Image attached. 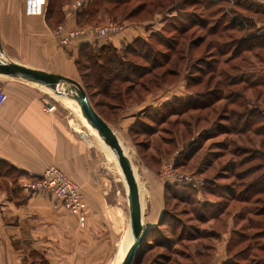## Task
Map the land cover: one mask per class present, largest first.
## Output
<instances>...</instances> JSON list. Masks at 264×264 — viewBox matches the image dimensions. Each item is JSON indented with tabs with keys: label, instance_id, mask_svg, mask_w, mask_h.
<instances>
[{
	"label": "rangeland",
	"instance_id": "1",
	"mask_svg": "<svg viewBox=\"0 0 264 264\" xmlns=\"http://www.w3.org/2000/svg\"><path fill=\"white\" fill-rule=\"evenodd\" d=\"M51 1L57 12L59 9L64 11V7L68 5L70 12L76 14L74 25L68 31L117 25L119 29L116 34L123 29L126 22H147L157 13H165L172 5H181L175 16L168 17L164 14L160 18V29L145 37L139 35L118 46L120 56L148 67L144 71L147 75L140 82H145V87L149 84L147 88H158L155 100L160 99V90H164L160 96L161 99L166 98L165 102L158 110L149 111L151 119H146L160 121L163 118L165 125L157 123L154 131L159 132L153 138L155 145L161 148L158 149L161 157L151 153L144 154L142 147L135 144V148L131 145L133 141L128 134L119 129L121 121L116 123L125 112L121 109L126 110L131 105V100H138L144 89L126 92L128 84H120L114 92L118 99L114 101L113 97L99 93L92 86L93 81L84 58L82 60L85 65L78 67L77 78L90 86L93 106H96L95 109L103 117L114 121L113 126L119 129L118 132L130 150L132 163L138 169L136 173L141 187L140 196L142 190L147 192L145 185L149 180L144 170L148 167L152 170L158 169L160 180H165L174 192L186 200L168 197L167 206L176 215V232H172L173 224L163 225L162 234L156 236L158 243L152 244L151 248L142 244L135 264H204L210 259L209 246L213 240L205 234L209 231L210 236L209 224L203 223L204 220L199 218L210 217L212 212L224 207L226 212L224 215L222 213L223 217L216 224L217 227L237 228L230 240L233 245L231 248L234 249L232 264L264 262V233L258 234L259 229L264 228V215L259 214V209L264 207V193L253 195L246 202L233 199L234 190L239 183L249 182L263 170L261 168L256 172L251 171L243 179L237 176L245 169L264 161L261 157L264 153V46L245 50L238 45L249 32L259 27L264 30V0H196L195 4L193 0L187 3L184 0H102L93 12L84 13L82 16H79V12L88 6L74 10V0ZM243 18L245 21L242 28V23H239ZM211 27H214L215 32L210 31ZM186 28V32L182 33ZM70 54L73 56L72 52ZM143 56L149 57L151 61H146ZM1 83L9 88L19 86L27 92L39 91L42 94L44 110L57 113L63 125H68L85 143L87 141L93 146L92 149L100 158L103 172L107 175L105 180L109 197L120 207L122 249L125 226L130 225L128 185L118 164L95 141V135L86 126L82 112L72 103H66L62 98L35 85V82L0 76V86L8 92ZM119 90L125 92L124 96H120ZM177 94L179 95L176 96ZM112 102L123 106L118 111L113 110ZM47 103L55 105V108L49 110ZM235 113H246L245 120L253 125L244 134L226 130L230 125H241L245 121L244 118L237 120ZM137 124L136 127L139 126ZM141 138L146 140L149 137L145 135ZM2 166L0 173L9 171L4 164ZM171 170L192 175L199 183L197 186L190 185L187 189L189 185L186 183L167 181L164 173ZM0 180V184L9 190L20 187L19 181L13 176L0 175ZM80 187L83 191L81 184ZM199 192L201 193L197 195ZM144 196L146 199L147 193ZM78 218L84 226L85 218ZM229 218L232 223L227 225ZM182 224L185 230L181 236ZM147 241L152 243L151 240ZM220 247L221 243L217 251L219 257ZM143 251L145 252L142 253ZM122 252L123 249L119 252V257ZM116 261L111 262L116 264Z\"/></svg>",
	"mask_w": 264,
	"mask_h": 264
},
{
	"label": "crops",
	"instance_id": "2",
	"mask_svg": "<svg viewBox=\"0 0 264 264\" xmlns=\"http://www.w3.org/2000/svg\"><path fill=\"white\" fill-rule=\"evenodd\" d=\"M177 11L172 5L165 13H157L147 22H126L117 34L104 37L83 35L72 39L66 45L61 42L56 29L59 24L64 23L66 32L74 25L76 14L70 12L68 5L64 7L62 22L51 24L47 20V4L40 12H34L25 7V0H0V58L61 74L80 82L77 78L79 70L75 56L78 55L82 43H111L118 47L139 35L145 37L160 29V18L164 14L173 17ZM127 25L129 26L126 27ZM3 86L9 97L0 109V159L29 174H40L50 165L60 167L82 186L86 201V222L82 226L78 220L80 216L72 214L53 196L29 194L23 189L9 190L0 184V264H112L123 249L119 260L115 262L121 264V259L133 241V233L131 225L127 224L121 249L120 207L109 197L105 180L107 175L103 172L100 158L92 149L93 146L87 141L85 143L68 125H63L57 113L44 110L42 94L39 91L27 92L19 86ZM156 89L158 88L146 90L138 100H131V105L126 110L120 108L123 106L120 103L111 104L113 110L125 111L116 123L121 121L119 129L128 134L133 141L131 145L142 147L144 154L151 153L161 157L162 154L158 151L160 147L153 142L154 135L159 130L154 131V128L158 122L160 125L165 124L163 118L160 121H149L151 118L148 115L149 111L158 110L166 99H161L160 95L164 92L161 89L158 95L160 99L155 100V93L158 92ZM171 89L172 87L169 91ZM131 91L135 92V88ZM105 94L113 97L114 101L118 99L113 90ZM147 118L149 119L146 120ZM104 119L115 131L119 141H123L124 144L121 145L124 146L125 140L118 132L119 129L113 126L114 121L105 117ZM145 135L149 137L146 140L141 138ZM127 151L130 154L128 148ZM146 168L144 173L149 180L145 185L147 198L140 196V201L143 222L154 234L164 227V224L160 225V220L167 208L166 181L162 178L160 180L158 169ZM225 212L224 209H217L203 221L210 226V236L206 237L213 240L209 246L210 259L204 264H224L233 257L234 249L231 248L233 245L230 240L237 228L217 227L216 224ZM229 222L232 223V219H228L227 225ZM220 243L219 257L217 251Z\"/></svg>",
	"mask_w": 264,
	"mask_h": 264
},
{
	"label": "trees",
	"instance_id": "3",
	"mask_svg": "<svg viewBox=\"0 0 264 264\" xmlns=\"http://www.w3.org/2000/svg\"><path fill=\"white\" fill-rule=\"evenodd\" d=\"M100 1H102V0H89L87 2V4L85 5L86 7L87 6L88 7L86 9H83L82 11H80L79 16L80 15L82 16V14H84V13L93 12L94 11L93 9H95V7L98 6L97 4ZM113 1L123 2V0H113ZM189 1L190 0H184L185 3L189 2ZM193 1H192L193 4H195L196 0H193ZM47 5H48V12H47L48 22H50L51 24H53V22H56V23L62 22V18H63L62 9H59V11L57 12L55 10L56 8H55V6L51 0H48ZM174 6L178 10L181 5L177 4ZM244 21H245V19L243 18L242 22L239 23V24L242 23L241 24L242 28L244 27V24H243ZM186 30H187V28L181 32L184 33V32H186ZM213 30H214V27H211L210 31L212 32ZM258 30H260V27L254 31L249 32L250 34L248 33L245 36H243L241 41H239L238 45L245 50L251 49L254 47L264 46V30H260V32ZM213 32H215V31H213ZM82 58H84L85 62H87V64H88L87 68L89 69V72H90V78H92V81H93V82H91V84H92V86H94V88L99 93L105 94V92L108 93L109 90H113L115 92L116 91L115 89H118L120 84H125V83L128 84L126 92H130L133 87L135 88V92L137 91V89L138 90L144 89V92L146 90L151 89V88H147V87H149L148 86L149 84H147V85L145 84L146 85V87H145L144 86L145 82L144 83L140 82L141 79L143 80L144 77L147 75L146 72H144V71H146V69L148 67L143 65V64L132 62V61L126 59L125 57L120 56V49H118L117 46H115L111 43H109V44H95V43H90V42L82 43L79 47V53H78V56L76 58L77 67H79L80 65H85V62H84V60H82ZM143 58L147 59L146 61L150 60L149 57L143 56ZM163 76H161L162 79H163ZM84 86H85V89H86L88 95L90 96V98H92V96L90 94V91H91L89 88L90 86L88 84H84ZM119 91H120V96L121 95L124 96L125 92H123L122 90H119ZM144 92H143V94H144ZM140 94H142V93H140ZM100 114H101V112H100ZM235 115L238 118L237 120H242V118H244V120H245L246 113H244V115H241V113H238V114L235 113ZM248 122H249L248 120H245L241 125H230L226 128V130H228V132H235V133H239V134H244V133H246V131H248L250 129L251 126H253V125L248 124ZM235 124H236V122H235ZM255 132H257L259 134L262 133L259 130H255ZM237 151H238V149H237ZM259 157H260V155H259ZM261 157H263V159H264V153L261 154ZM180 161H178V162H180ZM3 164L6 167H8L9 171H11L12 173H10L8 170L1 171V173H0L1 176H7V177L13 176L14 178L17 179V181H19L20 177L30 175L28 172H26L20 168H17L16 166L12 165L11 163H9L5 160L0 159V167ZM261 168L263 170L256 177H254L252 180H250L247 183H244V182L239 183L240 185H238V187H236V188L234 187L235 188L234 193H233V199L234 200L236 199L238 201L246 202L253 195L264 193V161L258 163L255 166L249 167L248 169H245L244 171L239 173L237 176L240 179H243L247 175H249V173L251 171L256 172V170H259V169L261 170ZM188 185H187L188 186L187 189H189V187H190V184H188ZM17 189L21 190L22 188L17 186ZM17 189H15V191H17ZM166 192H167V203H169L168 202L169 196H172L175 199L186 201L182 195L178 194L177 192H174L172 186H170L169 184H166ZM29 194H31V193H29ZM259 211H260V213H259L260 215H264V207L259 209ZM200 214L202 215V213H200ZM175 217H176V215H173L172 211H170L168 206H167V208L164 212V215L162 216V218L160 220V225H162V224L172 225L173 224L172 225L173 226L172 232H174V231L176 232L175 227L177 226V220L175 219ZM205 218L206 217H200L199 219L204 220ZM163 228L161 227L154 234L151 230L149 232V234L147 235L148 238L147 237L145 238L143 244L146 245L147 248H151L152 244L158 243V238L156 236H158L159 234H162L161 232H163ZM263 229H261L262 231L258 232L259 235L264 233ZM184 230H185V227H184V224H182L181 231H180L181 236L184 235L183 234ZM206 233L208 236L209 231L205 232V234ZM147 239L151 240L152 243H149L147 241ZM144 252L145 251H143L142 253H144ZM137 255H136V257H137ZM136 257L134 259L133 264H135V262L137 261ZM263 263H264L263 261H260V264H263ZM224 264H232V258H229L228 260H226V262Z\"/></svg>",
	"mask_w": 264,
	"mask_h": 264
},
{
	"label": "water",
	"instance_id": "4",
	"mask_svg": "<svg viewBox=\"0 0 264 264\" xmlns=\"http://www.w3.org/2000/svg\"><path fill=\"white\" fill-rule=\"evenodd\" d=\"M0 75L38 82L51 89L58 90L74 100H78L81 105L82 115L91 121L104 141L116 152L128 185L130 225L133 233V241L121 264H133L138 250L150 231V228L143 222L139 184L130 157L125 153L110 124L93 106L86 89L79 81L71 77L34 69L3 57L0 58Z\"/></svg>",
	"mask_w": 264,
	"mask_h": 264
},
{
	"label": "built area",
	"instance_id": "5",
	"mask_svg": "<svg viewBox=\"0 0 264 264\" xmlns=\"http://www.w3.org/2000/svg\"><path fill=\"white\" fill-rule=\"evenodd\" d=\"M89 0H74L72 8L79 10L84 7ZM48 3V0H25V7L34 12H40L43 6ZM64 23L59 24L56 29L57 35H60V40L63 44H68L72 39H76L83 35H92L95 37H104L115 34L118 31V26L109 25L102 27H92L90 29H77L65 32ZM8 100L7 92L0 86V109ZM49 110H53L55 105L47 103ZM167 181L174 183H186L197 186L199 183L192 175H185L171 170L164 173ZM20 187L31 194H46L56 198V200L64 205L72 214L84 217L86 210V201L80 184L68 176L60 167L56 165L48 166L40 174H30L22 176L19 179Z\"/></svg>",
	"mask_w": 264,
	"mask_h": 264
},
{
	"label": "bare ground",
	"instance_id": "6",
	"mask_svg": "<svg viewBox=\"0 0 264 264\" xmlns=\"http://www.w3.org/2000/svg\"><path fill=\"white\" fill-rule=\"evenodd\" d=\"M35 84L37 85V86H39L40 88H42V89H45V90H47L48 92H50L51 94H53V95H55V96H57V97H60V98H62L66 103H72V105H75L76 106V108L78 109V110H80L81 111V105H80V103H79V101L78 100H73V99H71L70 97H68V96H66V94H64V93H61L60 91H58V90H54V89H51L50 87H48V86H46V85H42V84H40V83H38V82H35ZM50 94V95H51ZM52 97V96H51ZM62 102V101H61ZM82 115V114H81ZM83 120H84V122H85V124H86V126L88 127V128H90L91 130H92V132H93V134L95 135V141H97L101 146H102V148H104V149H106L107 150V152H108V155L111 157V158H113L114 160H115V162L118 164V166H119V168H120V170H121V172H122V175H123V178H124V174H123V170H122V167H121V165H120V163H119V161H118V156H117V154H116V152L112 149V147L110 146V145H107V143L103 140V137L99 134V132H98V130L96 129H94V126L91 124V121H89V119H87L85 116H83ZM90 130V131H91ZM119 140V139H118ZM121 140V139H120ZM122 141V140H121ZM120 142V141H119ZM122 143H123V141H122ZM121 142H120V144H122ZM124 144V143H123ZM121 146H123V145H121ZM127 147V146H126ZM125 147V145L123 146V149H124V151H125V153L130 157V154L128 153V151H127V148ZM132 152V151H131ZM132 157V156H131ZM131 159V158H130ZM132 161V160H131ZM132 166H133V169H134V173H135V176H136V179L138 178V175H137V173H136V169H137V167H135V165L132 163ZM138 180V179H137ZM140 186V185H139ZM141 188V187H140ZM145 195V191L144 190H142V193H141V198H143V196ZM142 201H143V199H142ZM130 243H132V242H130ZM131 245V244H130ZM130 247V246H129ZM129 249V248H128ZM125 256V255H124ZM124 258V257H123ZM123 258L121 259V262H122V260H123Z\"/></svg>",
	"mask_w": 264,
	"mask_h": 264
}]
</instances>
